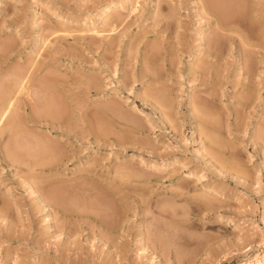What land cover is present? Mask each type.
Wrapping results in <instances>:
<instances>
[{
	"label": "rangeland",
	"instance_id": "rangeland-1",
	"mask_svg": "<svg viewBox=\"0 0 264 264\" xmlns=\"http://www.w3.org/2000/svg\"><path fill=\"white\" fill-rule=\"evenodd\" d=\"M18 77L0 264H264V0H0Z\"/></svg>",
	"mask_w": 264,
	"mask_h": 264
},
{
	"label": "bare ground",
	"instance_id": "bare-ground-1",
	"mask_svg": "<svg viewBox=\"0 0 264 264\" xmlns=\"http://www.w3.org/2000/svg\"><path fill=\"white\" fill-rule=\"evenodd\" d=\"M228 1V0H227ZM210 2V1H209ZM224 3V2H223ZM221 4V3H220ZM227 4V3H226ZM227 7H230V6H227ZM215 9V8H214ZM228 9V8H227ZM111 10V8L109 7V6H107V7H105L104 9H103V11L104 12H109ZM229 10V9H228ZM235 10V9H234ZM223 11H224V9H223ZM230 11V10H229ZM228 11V12H229ZM239 11V10H238ZM103 15V14H102ZM222 16V15H221ZM228 17V16H227ZM232 24V23H231ZM202 32H204L203 31V29L201 30ZM200 34H201V32H200ZM40 42H42V41H40ZM40 42H37V45H36V47L37 48H39L38 46H40ZM214 45V44H213ZM42 46V45H41ZM35 47V46H34ZM35 47V48H36ZM41 48V47H40ZM208 48V47H207ZM214 48V47H213ZM209 54H210V52H209ZM213 55V54H212ZM214 57V56H213ZM25 77V76H24ZM24 77L23 78H21V77H18L19 78V81L17 82H13V86L14 87H11L12 89H10V90H12L11 92H10V90H8V91H6L5 93H4V96L5 97H2V98H0V100L1 99H3V100H1L0 101V129L1 128H3V124L5 123V121L7 122V120H8V118L10 117V114H11V112L12 111H14L13 113H19V111L20 110H23L24 108L22 107L23 106V104H22V106L20 105L22 102H20L21 100H23V99H19V97H20V95H22L23 96V94L24 95H26V98H29L30 99V101H32V102H34L33 100V95H35V94H30V91L32 90V88L30 89V87H31V85L29 84L30 82H29V80L30 79H28V81L26 80V79H24ZM22 79V80H21ZM26 80V81H25ZM29 82V83H28ZM14 83H16V84H14ZM27 84H29V85H27ZM11 85V86H12ZM7 86V85H6ZM9 86H10V84H9ZM14 88V89H13ZM3 91V90H2ZM32 92V91H31ZM3 95V94H2ZM1 95V96H2ZM0 96V97H1ZM45 98V97H44ZM24 101H26V100H24ZM42 102H43V100H42ZM47 102V101H46ZM51 102V101H50ZM35 103V102H34ZM19 105L20 107H17V108H21V109H16V105ZM26 104H30V103H27L26 102ZM32 104V103H31ZM41 104V103H40ZM42 104H44V103H42ZM46 104V103H45ZM17 105V106H18ZM25 105V104H24ZM35 105V104H34ZM34 107V106H33ZM40 107V106H39ZM14 108H15V110H14ZM23 108V109H22ZM18 111V112H17ZM42 111V110H41ZM46 111V110H45ZM22 115V114H21ZM20 115V116H21ZM35 115V114H34ZM13 116V115H12ZM15 117V116H14ZM36 117V116H35ZM20 119V118H19ZM17 119H16V117H15V120L14 121H16ZM23 120V119H22ZM13 121V123H15V124H12L11 123V125H9L10 123L8 122V124L7 125H9V127L11 126V127H13V125H19L18 123H16V122H14ZM12 122V121H11ZM10 127V128H11ZM14 128V127H13ZM12 128V129H13ZM17 129V128H16ZM210 132V131H209ZM212 135V134H211ZM16 136V135H15ZM211 137V136H210ZM214 138V137H213ZM213 138H211V139H213ZM214 140V139H213ZM26 141V140H25ZM212 141V140H211ZM213 142V141H212ZM215 143V142H214ZM200 144V143H199ZM45 145V144H44ZM23 146V145H22ZM27 146V145H26ZM215 147H216V145H214ZM36 147V146H35ZM15 148V147H14ZM33 148V147H32ZM41 148V147H40ZM44 148V150H42L41 149V152L42 153H48V151H46V152H44L45 150H47V146H46V149H45V146L43 147ZM29 149H31V148H29ZM39 149V148H38ZM49 149V148H48ZM216 148H214V150H215ZM32 150V149H31ZM217 152H218V150H216ZM215 151V152H216ZM25 152V151H24ZM32 153V152H31ZM18 154H21V153H18ZM36 154V153H35ZM52 154V153H51ZM44 155V154H43ZM48 156H49V154H47ZM20 156H22V155H20ZM47 156V157H48ZM18 157V156H17ZM51 157V156H50ZM13 159V158H12ZM23 159H25V158H23ZM9 160V159H8ZM21 160H18V163L20 162ZM24 161V160H23ZM23 161H21L19 164H18V166H21V168H22V166L23 165H21V163L22 164H24V162ZM12 162V161H11ZM32 162H34V161H32ZM8 163V162H7ZM13 163V162H12ZM15 163V162H14ZM13 163V164H14ZM16 163H17V161H16ZM27 163L30 165L31 163H30V160H29V162L27 161ZM26 162H25V166H26V164H27ZM42 162H41V160H40V162L38 163V164H40V165H42L41 164ZM25 166H23V167H25ZM35 167V168H38V166L36 165V161H35V163H33L32 164V167ZM33 170V169H32ZM35 193H37V192H35ZM41 196V195H40ZM45 201V200H44ZM61 205V204H60ZM254 258H256V257H249V255H246L245 257H243V259H246V260H252V259H254Z\"/></svg>",
	"mask_w": 264,
	"mask_h": 264
}]
</instances>
